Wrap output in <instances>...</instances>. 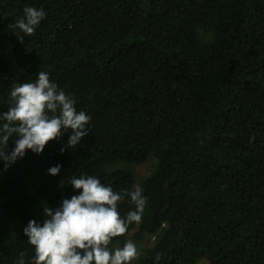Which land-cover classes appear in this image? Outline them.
I'll list each match as a JSON object with an SVG mask.
<instances>
[{
  "label": "trees",
  "instance_id": "trees-1",
  "mask_svg": "<svg viewBox=\"0 0 264 264\" xmlns=\"http://www.w3.org/2000/svg\"><path fill=\"white\" fill-rule=\"evenodd\" d=\"M26 6L47 16L21 42ZM41 71L91 116L90 131L0 176V264L21 253L30 264L23 228L80 191L71 176L132 190V167L152 156L142 222L112 246L134 233L156 237L138 264H264V0H0V112L11 86Z\"/></svg>",
  "mask_w": 264,
  "mask_h": 264
},
{
  "label": "clouds",
  "instance_id": "clouds-1",
  "mask_svg": "<svg viewBox=\"0 0 264 264\" xmlns=\"http://www.w3.org/2000/svg\"><path fill=\"white\" fill-rule=\"evenodd\" d=\"M46 16L43 8L24 7L23 15L15 22L18 39L23 42V36L34 34ZM76 103L74 96L61 89L47 71L39 72L35 82L14 83L8 111L0 112V176L28 151L40 155L50 141L59 142L65 134L68 139L66 144L61 143V153L81 145L89 134L91 116L78 111ZM12 137L16 139L9 150ZM47 172L56 176L61 165ZM69 185L73 191H80L63 199L55 209L44 208L42 221L29 220L23 228L34 249L30 264H133L140 256L136 244L127 241L115 247L112 240L124 235L131 224L142 222L147 204L142 186L115 191L94 175H73ZM125 198L134 210L122 217L118 206ZM23 257L21 253L14 264H25Z\"/></svg>",
  "mask_w": 264,
  "mask_h": 264
},
{
  "label": "rangeland",
  "instance_id": "rangeland-1",
  "mask_svg": "<svg viewBox=\"0 0 264 264\" xmlns=\"http://www.w3.org/2000/svg\"><path fill=\"white\" fill-rule=\"evenodd\" d=\"M156 163L157 162L155 160V157L152 156L148 159L146 163L142 165H135L134 167H132V172L134 174V185L139 184L143 188V186L145 185V181L154 172ZM133 234L134 233L130 234L124 241L118 242L113 246L122 247L123 244L127 241H131L136 244V246L140 250V256L137 260L133 262V264H138L140 259L143 257L145 250L154 245V243L156 242V237H145L142 241H136L132 237Z\"/></svg>",
  "mask_w": 264,
  "mask_h": 264
}]
</instances>
